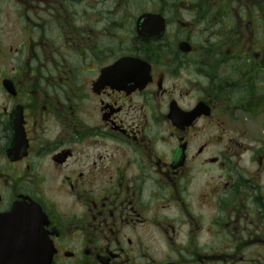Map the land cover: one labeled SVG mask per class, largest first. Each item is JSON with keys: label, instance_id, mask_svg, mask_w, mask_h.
<instances>
[{"label": "flooded vegetation", "instance_id": "obj_1", "mask_svg": "<svg viewBox=\"0 0 264 264\" xmlns=\"http://www.w3.org/2000/svg\"><path fill=\"white\" fill-rule=\"evenodd\" d=\"M24 226L49 264H264V0H0V252Z\"/></svg>", "mask_w": 264, "mask_h": 264}, {"label": "water", "instance_id": "obj_2", "mask_svg": "<svg viewBox=\"0 0 264 264\" xmlns=\"http://www.w3.org/2000/svg\"><path fill=\"white\" fill-rule=\"evenodd\" d=\"M34 221H40L39 214L35 210L30 212L29 216H23L20 223H34ZM16 223H19L18 219H16ZM22 231L25 235L23 234L16 238L18 251L14 250V240H11L12 252L1 250L0 264H48L52 252H48L46 247L40 242L42 235L40 233H38V236L28 234L29 230L25 226ZM32 244L34 247H32Z\"/></svg>", "mask_w": 264, "mask_h": 264}]
</instances>
